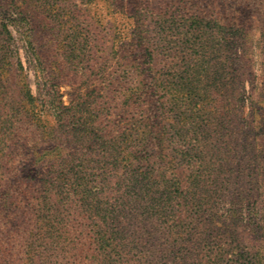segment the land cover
<instances>
[{
	"label": "trees",
	"instance_id": "1",
	"mask_svg": "<svg viewBox=\"0 0 264 264\" xmlns=\"http://www.w3.org/2000/svg\"><path fill=\"white\" fill-rule=\"evenodd\" d=\"M103 1L108 8L115 2ZM41 6L46 18L55 21L57 13L49 10L51 6ZM165 6L155 13L156 38L145 35L151 19L138 11L133 33L138 42L131 49L120 40L114 44L116 54L128 55L123 57V74H113L109 83L116 89L130 76L138 80L127 86L129 91L125 93L127 106L141 115L137 121L111 128L98 127L86 119L67 131L64 120L69 109L55 96V90L38 91L42 97L38 104L39 98L26 84L23 97L32 108L26 117L16 104L14 108L5 92L7 86L0 81V264H222L229 243L240 249L234 254L244 260L243 264H264V0H222V11L216 14L194 0H171ZM218 7L214 5L211 10ZM19 15V26L31 45L33 20L26 13ZM42 22L48 26L46 20ZM0 26L3 32L7 25L1 22ZM5 49L6 45H0L3 55ZM158 50L165 60L157 71L154 55ZM34 54L42 62L43 55L38 50ZM9 62L8 66L22 68L18 58ZM239 63L244 64L250 77L245 96L249 112L246 118L240 109L229 106L228 99L222 104V189L231 192L228 203L235 207L224 222L248 231H235L228 241L196 231L199 217L193 214L201 203L198 194L206 188L199 189L197 182L195 191L191 189L192 169L176 168L175 157L165 156L164 168H172L152 173L157 178L152 185L164 186V196L151 188L148 171H135L141 163L155 167L165 148L160 145L163 137L154 145L156 149L150 146L151 95L162 92L163 98L173 89L186 101L180 108L188 104L189 110L193 95L205 93L204 81L213 84L216 70H222V92L230 96V67L238 69ZM5 66L0 59V67ZM207 70L212 72L204 74ZM243 83L240 78L233 89L239 95L238 106L244 101ZM171 94L175 102L177 95ZM74 109L79 112V108ZM47 114L56 116L59 124L49 125ZM22 117L28 119L23 124ZM178 136L188 150L189 135L184 132ZM241 145L252 152L247 158L252 177L239 182L236 168H228L227 161L230 158L234 162L229 154ZM82 148L98 151L97 160L89 157L85 159L88 162L81 163L78 152ZM118 165L126 176L110 183L101 169ZM98 170L104 183L99 194L91 191L89 181ZM252 195H256L257 217L246 222L240 209ZM147 244L155 249L145 251L142 245Z\"/></svg>",
	"mask_w": 264,
	"mask_h": 264
},
{
	"label": "rangeland",
	"instance_id": "2",
	"mask_svg": "<svg viewBox=\"0 0 264 264\" xmlns=\"http://www.w3.org/2000/svg\"><path fill=\"white\" fill-rule=\"evenodd\" d=\"M176 1L186 2V0ZM194 2L207 5L205 7L212 14H216L219 10L222 11V0H194ZM41 3L49 4L51 6L49 10L52 9L57 13L55 21L46 18L47 12L42 8ZM170 3L171 0H115L108 8V4L103 0H0V18L4 17L0 23L7 25L3 32L0 26V45H6V55L0 53V59L6 63L5 67H0V81L7 86L5 92L10 97L9 101L12 100L14 108V104H16L22 114L28 117L29 110L32 108L23 97L24 86L27 84L30 93L39 98L38 104L42 98L38 91L55 90V96L57 95L62 105L69 109L64 120L67 131L74 130V126L79 127L78 122L85 123L86 119L94 121L99 125L98 127L109 125L111 128H115L117 123L123 125L137 121L141 115L131 106H127L125 93L129 91L126 89L127 86L135 85L138 80L135 77L132 80L130 76L127 81L122 83L123 86H116V89L111 88L109 83V79H113L111 78L113 74L122 73L125 68L123 57L128 55L126 52L116 54L117 49L114 50V44L117 43L116 40H120V44L131 49L138 42L136 35L133 34L136 24L134 15H137L138 11L149 15L151 19L146 26L148 33L145 35L156 38L157 36L153 32L154 21L157 18L155 13L166 8L165 5ZM127 5L129 6L128 12L126 11ZM214 5L219 7L211 10L214 9ZM20 12L26 13L33 20V42L31 45L23 34L24 28L19 26ZM71 14L72 20L70 21ZM44 19L48 26L43 25ZM72 33L74 36H71ZM36 50L43 55L41 56L42 62L36 58V54H34ZM160 53L158 50L154 55V68L157 71L165 60V56ZM12 54L20 60L22 68H17V65H9L10 67L7 65L8 61L16 60ZM120 57L122 58L120 59ZM143 59V56L140 57V62ZM169 59L166 57V60ZM237 66L240 68L230 67L231 72L228 77L230 96L225 93V90L222 92V83L224 82L222 70H216L214 83L204 81L203 90L205 93L201 96L193 95L189 110H187L188 104H185L184 110L180 108V105L186 101L181 100L182 94L173 89L171 92L169 90V93L163 98L160 97L162 92L151 95L150 120L148 122L151 125L150 146L154 148V145L159 143V138L163 137L160 145H165V148L162 150L163 156L158 159L159 163L155 167L151 168L149 166L151 163H141L140 166H136L135 171H148L147 180L150 181L151 188L156 191L157 195L164 196L162 191L164 186L154 188L155 185H152L157 179L152 176V173L168 167L172 168L168 165H165L166 168H164L163 164L166 159H170L169 157L173 155L176 168L192 169L191 189L195 191L194 185L197 182H200L197 186L199 189L206 188L204 189L206 192L201 191L198 194L201 203L196 206L193 214L196 218L199 217L195 224L196 231L210 232L212 235H219L222 240L228 241L234 237L235 231L244 230L246 233L248 231L245 228L236 227L233 224L228 225V222H224L229 212L235 207H231L228 203V196L232 195L231 192L222 189V104L228 99L229 106L237 110L240 109L241 116L246 118H248L249 112L245 96L248 95L251 86L250 77L247 76L244 64L240 65L239 63ZM211 72L212 70H207L204 74L209 75ZM240 78L244 81V87L242 91L240 90L242 94L244 92V105L242 103V106H238L239 103L236 101L238 94L233 93ZM147 83H150L149 80ZM166 84L169 85L167 82ZM161 87L159 86V89ZM174 87L179 88V85ZM171 93L177 95L175 102L171 101L173 98ZM38 106L40 108V105ZM76 107L79 108V112L74 109ZM76 117L80 120H77ZM184 117L186 118L184 119ZM22 118L21 124L28 120L25 117ZM45 119L49 125L59 124L58 118L52 114L45 115ZM144 129L148 130L149 128L146 126ZM184 132L189 135L188 150L182 146L181 139H178V135ZM166 137L169 138L166 139ZM206 144L208 147H203ZM236 145L237 143L234 146ZM79 150L80 159L78 160H81V163L88 162L85 159L89 157H93V160L98 158V151L87 148ZM251 153L247 145H241L229 154V157L235 160L233 162L230 158L228 159L227 162L230 164L228 168H236V172L239 174L237 181L239 182H242V179L247 181L252 177V172H248L251 162L247 161V158L251 157ZM101 170L106 173L110 183L126 176L121 165ZM98 172L100 170L93 172L89 181L91 191L99 194L97 191L103 187L104 183ZM242 173L244 174L241 175ZM129 177L132 178L133 174ZM206 197H210V199H205ZM254 197L256 195L247 197L240 209L243 221L247 222L249 219L257 217ZM235 246L237 247L230 243L225 245L228 253L224 256L222 264L244 263L242 258L234 254L235 251L240 250ZM149 247L155 249L150 244L142 245L145 251Z\"/></svg>",
	"mask_w": 264,
	"mask_h": 264
}]
</instances>
